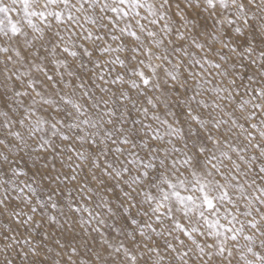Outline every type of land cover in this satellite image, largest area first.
<instances>
[{
    "label": "snow or ice",
    "instance_id": "obj_1",
    "mask_svg": "<svg viewBox=\"0 0 264 264\" xmlns=\"http://www.w3.org/2000/svg\"><path fill=\"white\" fill-rule=\"evenodd\" d=\"M0 264H264V0H0Z\"/></svg>",
    "mask_w": 264,
    "mask_h": 264
},
{
    "label": "rangeland",
    "instance_id": "obj_2",
    "mask_svg": "<svg viewBox=\"0 0 264 264\" xmlns=\"http://www.w3.org/2000/svg\"><path fill=\"white\" fill-rule=\"evenodd\" d=\"M13 15H15V14H13Z\"/></svg>",
    "mask_w": 264,
    "mask_h": 264
}]
</instances>
